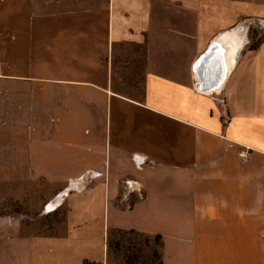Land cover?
Masks as SVG:
<instances>
[{
	"label": "crops",
	"instance_id": "obj_1",
	"mask_svg": "<svg viewBox=\"0 0 264 264\" xmlns=\"http://www.w3.org/2000/svg\"><path fill=\"white\" fill-rule=\"evenodd\" d=\"M252 18L264 0H0V167L68 185L46 232L1 219L0 264H102L112 229L161 236L164 264H264ZM232 31L224 84L199 91L196 62Z\"/></svg>",
	"mask_w": 264,
	"mask_h": 264
},
{
	"label": "rangeland",
	"instance_id": "obj_2",
	"mask_svg": "<svg viewBox=\"0 0 264 264\" xmlns=\"http://www.w3.org/2000/svg\"><path fill=\"white\" fill-rule=\"evenodd\" d=\"M243 33L247 37L244 42L245 48L259 47L264 42V21L254 18L246 21ZM241 154H245L243 158L249 156L247 152ZM22 170L23 176L29 175L31 179L34 176L33 172L37 173L33 166ZM43 180L46 178L42 177L38 182L32 180L25 183L18 182L16 169H10L8 173L0 167V222L3 219V221L24 224L26 227L35 226L42 232L60 223L64 218V210L50 208L49 204L52 200L50 198L54 194L57 196L60 189L67 190L68 185L55 186ZM142 196L141 193L135 195L131 201ZM106 243L107 257L102 264H158L162 258V241L158 243L155 235L134 230L112 229L108 232Z\"/></svg>",
	"mask_w": 264,
	"mask_h": 264
},
{
	"label": "water",
	"instance_id": "obj_3",
	"mask_svg": "<svg viewBox=\"0 0 264 264\" xmlns=\"http://www.w3.org/2000/svg\"><path fill=\"white\" fill-rule=\"evenodd\" d=\"M213 46L215 48H213ZM219 46L215 45H210L208 47V49L200 56V58L198 59V61L195 64V71L196 73L199 74V79H200V84L198 85L197 89L201 92L204 93H209L215 90H219L222 85L224 84L225 81V66H223V61L221 58H219L220 60H217L219 66L216 67V69L218 70V77L215 79H209L208 78V72L204 71V73L202 72L203 69L207 70L209 69V63L212 62L214 60L215 57H217L216 51H218ZM212 60V61H211ZM206 68V69H205Z\"/></svg>",
	"mask_w": 264,
	"mask_h": 264
},
{
	"label": "bare ground",
	"instance_id": "obj_4",
	"mask_svg": "<svg viewBox=\"0 0 264 264\" xmlns=\"http://www.w3.org/2000/svg\"><path fill=\"white\" fill-rule=\"evenodd\" d=\"M242 39L239 35H237L236 32H230L224 36H222L221 38L215 40L212 45H217L219 46V49L218 51H216L217 54V57L214 58V60L212 62L209 63V69L207 70H204L203 69V73L204 71H210L212 72L211 70L212 69H216L218 63L217 60H220L219 58L222 59L223 61V66H225V77L227 78V75H228V71H229V65H231L234 60H235V57L238 53V49L240 47V43H241ZM213 48H215L213 46ZM206 69V68H205ZM225 78V80H226ZM225 82V81H224Z\"/></svg>",
	"mask_w": 264,
	"mask_h": 264
},
{
	"label": "trees",
	"instance_id": "obj_5",
	"mask_svg": "<svg viewBox=\"0 0 264 264\" xmlns=\"http://www.w3.org/2000/svg\"><path fill=\"white\" fill-rule=\"evenodd\" d=\"M155 239L158 243H160V240H161V236L159 235H156L155 236ZM155 256L157 257V252H155ZM90 262H85V264H89ZM94 264V263H93ZM158 264H164L163 261H162V258H161V261L158 263Z\"/></svg>",
	"mask_w": 264,
	"mask_h": 264
},
{
	"label": "built area",
	"instance_id": "obj_6",
	"mask_svg": "<svg viewBox=\"0 0 264 264\" xmlns=\"http://www.w3.org/2000/svg\"><path fill=\"white\" fill-rule=\"evenodd\" d=\"M241 156H245V154H241Z\"/></svg>",
	"mask_w": 264,
	"mask_h": 264
}]
</instances>
